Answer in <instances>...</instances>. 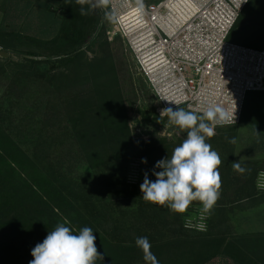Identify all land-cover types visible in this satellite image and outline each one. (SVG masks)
Instances as JSON below:
<instances>
[{
    "label": "trees",
    "instance_id": "trees-1",
    "mask_svg": "<svg viewBox=\"0 0 264 264\" xmlns=\"http://www.w3.org/2000/svg\"><path fill=\"white\" fill-rule=\"evenodd\" d=\"M148 1L144 0L153 4ZM80 7L75 0L66 6L58 36L49 42L62 47L63 54L57 56H65L61 58L64 60L46 59L49 64L47 71L38 69L42 61L34 59L37 55L33 53L27 54L29 58L25 63L6 62L7 65L12 63L9 67L13 69L17 82L25 78L38 81V101H45L49 96V83L61 74L58 71L61 65L65 64L66 68L80 59L86 20L99 23L102 19L99 11L82 16ZM229 41L258 50L264 48V0H249L229 35ZM6 42L3 40L4 50L10 49L9 42ZM65 78L67 75L62 74L61 79ZM95 98L98 105L92 122L83 110L84 106L75 107L67 121L63 118L74 133L73 139L82 161L99 176L100 182L93 189L70 179L61 166L52 163L43 131L32 143L35 146L33 153L23 150L12 137L13 128L0 113V264H29L33 259L31 250L59 223L69 226L74 232L83 227L93 229L97 249L104 256L96 264H146L141 249L135 245L139 236L148 237L151 251L160 264H211L218 258L227 259L232 264H264V232H235L226 219L230 207L222 203L221 195L209 213L207 230L197 232L186 229L184 225L187 218L197 213L201 206L199 201H193L183 214H176L167 205L145 202L141 197V184L128 186L125 181L126 164L137 152L127 111L117 91L111 94L108 89L99 88L92 97L93 100ZM44 103L46 105L38 106L40 118L36 125L49 130L47 122L52 120V105L48 104L49 101ZM26 111L24 119H33L30 111ZM12 114L11 110L9 115ZM240 123L263 127L264 92L246 95ZM19 124L27 133L33 128L30 121L19 119ZM157 142L150 140L144 146L146 150L140 153L147 160L141 183L145 171L150 180H155L151 170L156 163L152 158L155 160V155L163 150L156 147ZM206 142L222 160L218 169L221 194L225 185L233 188L234 200L228 204L246 201L249 208L263 204L264 191L258 187V178L264 173V167H254L255 162H245V171L237 172L232 167L234 144L228 146L225 137H211ZM223 143L228 146L225 147L228 150L226 156ZM161 144L170 145L165 139ZM39 149L42 151L38 152Z\"/></svg>",
    "mask_w": 264,
    "mask_h": 264
},
{
    "label": "rangeland",
    "instance_id": "rangeland-1",
    "mask_svg": "<svg viewBox=\"0 0 264 264\" xmlns=\"http://www.w3.org/2000/svg\"><path fill=\"white\" fill-rule=\"evenodd\" d=\"M161 1L163 0L148 2L157 4ZM71 3L73 0H0V113L8 126L13 128L12 137L23 150L28 154L33 153L35 146L32 143L43 131L52 163L61 166L70 179L93 189L100 182L99 176L82 161L73 139L74 133L63 118L67 121L75 107L79 109L84 106L83 110L92 122L94 109L98 105L96 98L93 100L92 97L97 90L106 88L111 94L119 92L127 111L137 152L135 157L127 161L125 181L130 187L139 186L144 170L140 153L146 150L144 146L153 139L158 141L157 148H163L155 155V160L152 158L153 163H156L172 155L173 149L186 138V132H181L176 126L169 124L168 117H160L161 109L155 94L140 72L130 41L113 33L114 23L105 19L103 12L99 11L102 17L99 23L86 20L80 59L66 68L65 64L61 65L62 68L58 70L61 74L56 75L57 79L49 83L50 93L45 101H38V81L25 78L22 82H17L13 69L9 67L12 63H25V59L29 58L27 54L33 53L37 55L34 59L42 61L38 69L47 71L49 64L46 59L59 60L65 57L57 56L62 52L61 46L49 42L57 38L61 16L66 6ZM3 40L9 42L6 43L10 45V49L4 50ZM2 53H7V57ZM6 62L12 63L7 65ZM62 74L67 75V78L61 79ZM47 100L52 105V120L47 122L49 130H42L40 125H36L40 118L38 106L46 105L44 102H48ZM27 109L34 116L31 120L24 119ZM11 110L13 114L9 115ZM19 119L30 121L33 128L27 133L19 124ZM256 130L260 133L259 137ZM213 137H225L228 146L232 144L229 143L231 138L236 139L232 158L235 157L241 165L244 164V169L245 162H255L254 167H264V124L263 127H250L241 123L231 127H217ZM163 139L170 144L168 147L161 144ZM226 144L223 143L222 146L225 156L228 154V150H225V147L228 148ZM40 151L42 150L39 149L38 152ZM225 156L223 158L226 159ZM197 211L202 212V205ZM239 213L234 214L235 219L232 221V225L239 232H264V204L246 214ZM193 218L192 216L191 219ZM211 264L231 262L219 258Z\"/></svg>",
    "mask_w": 264,
    "mask_h": 264
},
{
    "label": "built area",
    "instance_id": "built-area-1",
    "mask_svg": "<svg viewBox=\"0 0 264 264\" xmlns=\"http://www.w3.org/2000/svg\"><path fill=\"white\" fill-rule=\"evenodd\" d=\"M168 1L144 2V10L139 12L135 0L123 8L116 0L119 19L113 33L130 41L160 109L168 106L161 96L198 113L210 103L229 110L236 107L235 123L224 127L238 125L246 95L264 92V48L229 41L249 0H188L193 9L189 7L191 12L176 24L163 20L170 14ZM133 28L139 31L132 34ZM258 187L264 191V173L259 175ZM193 217L186 219L185 228L205 232L209 213L197 211Z\"/></svg>",
    "mask_w": 264,
    "mask_h": 264
},
{
    "label": "clouds",
    "instance_id": "clouds-1",
    "mask_svg": "<svg viewBox=\"0 0 264 264\" xmlns=\"http://www.w3.org/2000/svg\"><path fill=\"white\" fill-rule=\"evenodd\" d=\"M75 2L81 5L82 16L101 11L105 19L112 23L119 19L116 0ZM119 6H129V0H119ZM135 6L137 11L143 12L144 0H135ZM159 99L168 102V106L160 110V117H168L169 124L176 126L181 132H186V138L173 149L171 156L156 162L151 170L155 180H150L148 172H144L140 185L141 197L148 203L167 205L169 210L176 214H183L193 201H199L202 214L210 213L221 195V174L218 169L222 160L218 152L206 141L216 134L218 126L235 123L236 107L229 110L210 103L205 110L198 113L179 107L180 101L169 100L166 96ZM256 134L259 137L257 130ZM229 143L235 144L236 139L231 138ZM142 163H147V160L143 159ZM232 167L237 172L245 171L240 161L233 162ZM203 227L201 225V230ZM95 241L96 236L92 228L83 227L74 232L69 226L59 223L31 250L33 259L29 264H96V261H102L104 256L98 251ZM135 245L141 249L146 264H160L151 251L148 237H136Z\"/></svg>",
    "mask_w": 264,
    "mask_h": 264
},
{
    "label": "crops",
    "instance_id": "crops-1",
    "mask_svg": "<svg viewBox=\"0 0 264 264\" xmlns=\"http://www.w3.org/2000/svg\"><path fill=\"white\" fill-rule=\"evenodd\" d=\"M235 151V149H234ZM233 162H237V159H232V163ZM233 188H227V186L225 185L223 188H222V194H221V199H222V203L224 204H227V207H230L229 211L227 212L226 214V219L231 223L232 225V221L235 219L234 218V214L236 212H240L239 214L241 213H247L249 210H254L256 208H258L259 206L263 205V204H260L258 206H255L254 208H249L246 201H242V202H239V203H233L232 205H229L228 203L230 202V200H234L233 198V194H232V191ZM226 207V206H225ZM233 226V225H232ZM234 227V230L235 232L239 233V234H246V233H260V231H255V232H250V231H243V232H239L237 227L233 226ZM263 232V231H262ZM219 259V258H218ZM227 260V259H226ZM215 261V260H214ZM229 261V260H227ZM230 262V261H229ZM213 263V262H212ZM232 264V263H231Z\"/></svg>",
    "mask_w": 264,
    "mask_h": 264
},
{
    "label": "bare ground",
    "instance_id": "bare-ground-1",
    "mask_svg": "<svg viewBox=\"0 0 264 264\" xmlns=\"http://www.w3.org/2000/svg\"><path fill=\"white\" fill-rule=\"evenodd\" d=\"M166 5L170 10V14L167 15L166 18H163V20L168 24L180 23V21H182L186 15L191 12L190 8L191 10L193 9V4H191L188 0H169ZM132 31V34H136L139 29L133 28ZM133 37H136V35Z\"/></svg>",
    "mask_w": 264,
    "mask_h": 264
},
{
    "label": "water",
    "instance_id": "water-1",
    "mask_svg": "<svg viewBox=\"0 0 264 264\" xmlns=\"http://www.w3.org/2000/svg\"><path fill=\"white\" fill-rule=\"evenodd\" d=\"M3 56L7 57V53H2Z\"/></svg>",
    "mask_w": 264,
    "mask_h": 264
}]
</instances>
